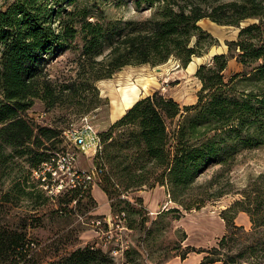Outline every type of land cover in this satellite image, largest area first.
Returning <instances> with one entry per match:
<instances>
[{
	"label": "trees",
	"instance_id": "obj_1",
	"mask_svg": "<svg viewBox=\"0 0 264 264\" xmlns=\"http://www.w3.org/2000/svg\"><path fill=\"white\" fill-rule=\"evenodd\" d=\"M100 1L104 0H10L0 9V175L16 156L27 165L32 181L14 178L16 195L28 198L37 192L36 186L51 187L42 165L58 153L63 131L40 126L28 116L34 101L47 110L84 105L86 113L101 103L95 82L125 67H154L170 58L186 67L192 57L215 44L198 25L208 19L239 31L236 40L227 42L226 54H216L209 64L197 67L194 77L200 89L195 103L180 106L157 91L139 98L98 132L101 150L92 161L98 172L96 185L109 201L143 186H163L182 209H200L209 198L221 195L203 193V185L195 186L198 176L212 165L228 172L238 154L264 145V0H134L136 10L145 6L152 13L124 21L95 14L94 4ZM247 19L256 22L239 27ZM68 52L77 53L69 62L72 74L58 81L48 67ZM231 59L242 72L226 81L223 73ZM38 172L45 181L35 178ZM91 192V184L85 182L69 187L65 203L85 197L91 201ZM40 195L35 201L42 199ZM241 196L228 209L229 216L222 217L227 235L231 238L233 230L240 229L233 224L234 214L246 213L257 238L241 242L235 256L240 262L264 264V236L256 234L264 229V173ZM2 201L8 202L6 195ZM135 202L141 205L142 199ZM129 209L133 212L127 200L110 203L112 217L125 219ZM126 225L133 228L131 222ZM225 238L205 251L204 264L234 263L219 257ZM34 245L25 225H0V264L111 263L106 253L89 245L36 259Z\"/></svg>",
	"mask_w": 264,
	"mask_h": 264
},
{
	"label": "rangeland",
	"instance_id": "obj_2",
	"mask_svg": "<svg viewBox=\"0 0 264 264\" xmlns=\"http://www.w3.org/2000/svg\"><path fill=\"white\" fill-rule=\"evenodd\" d=\"M7 1L0 0V9ZM133 1H100L94 4L97 7L94 9L98 10L94 13L99 16L100 12H104L106 20L110 21L140 20L151 15L152 11L145 6L136 10ZM255 22L253 19H247L242 21L239 27ZM198 25L212 36L215 44L203 55L192 57L186 67H181L173 58L154 67L128 66L109 79L95 82L94 86L101 103L91 111L83 112L84 105L58 106L47 110L40 101L35 100L27 112L28 116L40 126L60 131L79 126L82 118L86 117L87 122L97 132H101L118 118H112L110 96L112 92H116V85L126 79L139 84L140 87V82L147 85L148 90L141 97L157 91L167 98H172L180 106L194 104L197 91L200 89V83L194 77L197 67L209 64L216 54H226L227 42L236 40L239 31L238 27L218 25L208 19L201 20ZM76 57L77 53L68 52L55 59L48 67L51 76L58 81H67L72 74L69 62H74ZM239 72H242V67L235 59H231L223 73L224 79L227 81L229 76ZM175 122L170 125L172 128ZM60 140L58 146L60 151L62 149L75 151L71 144L66 145L63 137ZM92 161L93 159L78 153L75 169L87 171L93 166ZM3 172V175H0V225L8 228H21L25 225L27 237L35 243L33 251L36 259L47 260L54 254L61 256L89 245L106 253L111 260L109 264H204L205 251L216 247L222 237L226 236L223 241L224 250L219 257L233 259L234 263L229 264L250 262H240L235 256L241 242L257 238L255 234L253 235L248 215L244 212L234 214L233 224L240 229L233 230L231 238L227 235L228 231L222 217L228 215L227 211L231 205L242 198L241 193L250 182L260 173H264V145L238 154L228 172L212 165L200 174L195 186L203 185L204 190H200L203 193L221 196L211 197L200 209L189 211L171 201L163 186L154 188L143 186L119 198L113 197L111 201L106 197L107 201L103 202L91 192V201L85 197L78 203L66 204L65 192L69 187L56 194L54 191L48 192L50 187L44 185L36 186L37 192L27 198L16 195L12 190L13 180L18 176L27 179V184L32 183L27 175V165L22 159L12 156ZM34 175L36 179H40L43 173L38 172ZM44 179L40 180L43 182ZM210 182H213L212 186H208ZM38 188L43 190L44 194ZM4 195L7 196L8 202L2 201ZM37 195L42 196L40 201H35ZM136 198L142 199L141 205L135 202ZM117 200H127L132 205L133 212L131 209L128 213L124 212L125 219L111 215L110 203ZM130 222L133 225L132 229L126 225ZM242 231L247 235L244 236ZM256 234L264 236V229H260Z\"/></svg>",
	"mask_w": 264,
	"mask_h": 264
},
{
	"label": "built area",
	"instance_id": "obj_3",
	"mask_svg": "<svg viewBox=\"0 0 264 264\" xmlns=\"http://www.w3.org/2000/svg\"><path fill=\"white\" fill-rule=\"evenodd\" d=\"M62 137L66 145L71 144L75 151L62 149L47 163L42 165L43 172L50 175L52 182V186L48 192L54 191L57 194L66 187L79 186L80 183L84 182L91 184L93 188L96 185L98 172L93 166L87 171H78L75 169V163L78 158V153L93 159L96 153L101 150L98 132L87 122L86 117H84L79 126H72L64 130Z\"/></svg>",
	"mask_w": 264,
	"mask_h": 264
},
{
	"label": "bare ground",
	"instance_id": "obj_4",
	"mask_svg": "<svg viewBox=\"0 0 264 264\" xmlns=\"http://www.w3.org/2000/svg\"><path fill=\"white\" fill-rule=\"evenodd\" d=\"M191 65V64H190ZM127 78V77H126ZM139 83V82H138ZM139 84L134 83L126 79L124 82H120L118 85H114L115 91L111 94V110H112V118L119 116L122 114L125 109L133 104L132 101L140 94L147 92V85L140 82ZM111 93V92H110Z\"/></svg>",
	"mask_w": 264,
	"mask_h": 264
},
{
	"label": "crops",
	"instance_id": "obj_5",
	"mask_svg": "<svg viewBox=\"0 0 264 264\" xmlns=\"http://www.w3.org/2000/svg\"><path fill=\"white\" fill-rule=\"evenodd\" d=\"M144 94V93H143ZM143 94H140V95H138L133 101H132V103H134L135 101H137ZM133 104H130V106H128L126 109H125V111L128 109V108H130L131 106H132ZM124 111V112H125ZM124 112L122 113V114H120L119 116H117L118 118L119 117H121L123 114H124ZM117 117H115V118H117ZM117 118V119H118ZM92 192H94L98 197H99V200L100 201H107V199H106V196H105V194L98 188V186L97 185H94L93 186V188H92Z\"/></svg>",
	"mask_w": 264,
	"mask_h": 264
}]
</instances>
